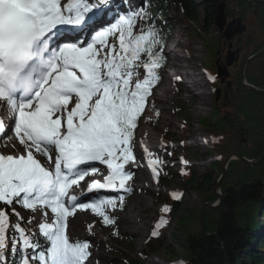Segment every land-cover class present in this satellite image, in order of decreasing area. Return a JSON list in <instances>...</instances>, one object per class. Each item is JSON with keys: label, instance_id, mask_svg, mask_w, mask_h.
I'll return each mask as SVG.
<instances>
[{"label": "snow or ice", "instance_id": "obj_1", "mask_svg": "<svg viewBox=\"0 0 264 264\" xmlns=\"http://www.w3.org/2000/svg\"><path fill=\"white\" fill-rule=\"evenodd\" d=\"M164 43L143 5L0 0V145L14 140L16 149L0 153V264H99L91 241L70 238L69 218L90 210L104 226L116 225L132 191L136 129L161 79ZM141 155L158 182L163 161L147 148ZM88 193L97 195L81 199ZM36 214L35 230L26 227ZM167 224L161 217L151 236Z\"/></svg>", "mask_w": 264, "mask_h": 264}, {"label": "trees", "instance_id": "obj_2", "mask_svg": "<svg viewBox=\"0 0 264 264\" xmlns=\"http://www.w3.org/2000/svg\"><path fill=\"white\" fill-rule=\"evenodd\" d=\"M167 2L189 23L197 24L204 17L201 36L212 40L216 51L223 40L215 27L213 30L210 27L215 25L216 10L221 3L226 6L228 19L241 21L247 32L238 37L241 56L231 71L233 92L227 100L222 99L223 105L221 101L215 102L214 95L210 116L200 121L202 129L218 137L219 143H225L223 152L220 156L214 154L219 160L210 162L211 173L201 179L193 173V167L185 166L180 172L183 180L180 190L189 189L202 197V201L194 213L184 211L181 199L164 201L170 211L163 212L161 217L168 224L159 231L160 236H166V228L176 223L172 242L164 246L156 240L148 246L146 255L150 257L163 249L167 260L173 258L180 264H264V160L253 166L237 160L230 162L228 174L221 182L222 205L205 212L206 235L201 222L203 206L219 201L215 188L227 158L236 153L242 159L256 161L264 151V94L246 90L240 84L243 63L264 44V0H154L155 4H150L147 10L155 18L164 42L172 32L166 19ZM245 78L249 85L264 93V54L249 64ZM217 144L214 142V149H208V153H214ZM159 182L165 184V178H159ZM181 191L177 193L182 197Z\"/></svg>", "mask_w": 264, "mask_h": 264}, {"label": "rangeland", "instance_id": "obj_3", "mask_svg": "<svg viewBox=\"0 0 264 264\" xmlns=\"http://www.w3.org/2000/svg\"><path fill=\"white\" fill-rule=\"evenodd\" d=\"M196 1L200 2V0ZM147 2L155 4L154 0H147ZM147 2H144V0H137L136 3H128V5L131 7H140L141 5L146 7V4H148ZM167 3L166 19L172 27L171 36L175 33V35L178 36L177 41L181 40L180 42L183 44L181 49L187 52V54L184 53V58H182L184 59L182 60L184 65V67H182V70L186 71L184 73L192 76V78L196 75L197 82L195 81L196 85L194 86L193 90L187 89L183 86L176 87L175 85V87L173 86V88L170 89L171 85H169V88L167 87V78L163 79V72L160 73L161 79L158 83V89L156 93L154 92L155 94L153 93V95L151 96L152 101L149 99L150 104L148 107H146L145 114L142 116L141 122L138 124L136 132V142L142 141L143 143L153 145V147L150 149L153 150L152 153L154 155V158L158 157L161 160V158L165 157L166 160L160 167V177L165 178V184L155 185L153 183V180L151 179V177H153L151 169L149 175H147L145 179L140 178L142 180V183H140L141 186L145 185V187L147 188V190H141L142 193L140 196L141 199L146 203V207H143L144 209L140 213V217L138 211L134 212V216L138 218V224H141L143 226L142 234L138 235L130 231L126 232V230L120 226L119 228H116L114 226H101L100 224L97 225V227H99V230L102 232V238L105 242V246L101 247V243H99L98 240L95 239V244H98L100 246V250L98 251H100L102 254V257H99V260L97 259L99 261V264H129L132 261L139 262L140 264L178 263L173 258H169V260H167L163 249L160 252L152 254L150 257L146 255V251L148 250V246L155 244L156 240L160 241L162 244H164V246H167L172 242V234L174 233V230L176 228V223H173L171 226L166 228V236L152 237L151 233L159 220V214L163 210L164 201L171 199L173 192L181 191L180 187L182 186L183 180L179 175V171L181 165L185 163L181 161V158L185 156L189 158V166H193V173L198 179H201L204 175H208L211 173L210 162L217 160V157L214 154L220 156L225 146L224 142L219 143L218 137L213 135L207 129H202L200 127V121L210 116L211 109L214 103L215 90H213V85H211V80L208 77L217 76V69L215 66L216 61L218 60V50L216 51L217 46L214 42H212V40L207 39V36H205L204 38L201 36V32L204 28V17H201L197 24L189 23L185 20V18L182 17L181 13L176 9V7L170 4V2ZM126 7L127 6H120V8L122 9H125ZM238 22L239 20L234 23ZM241 24L246 28V26L242 22ZM212 27L215 26H211L210 29H212ZM224 41L225 40L221 42V45L224 44ZM221 45V49L226 48L225 46ZM235 48L236 50H240L238 44L235 46ZM246 51L247 49L245 50V52ZM253 56H251L250 58H252ZM222 61L224 62L225 66L226 58L225 61L224 59ZM204 68L207 71V74L205 73ZM184 73H180V75H184ZM201 81L203 84H201ZM156 106L158 108H156ZM158 109H160V113L156 115L155 112ZM152 117L155 118L153 119ZM168 119H171V123L164 125V123L169 121ZM154 132L159 133V135L156 137V141L153 143L151 141V136ZM166 135L173 139L176 144H170L167 146L164 145V149L160 148L159 150H157V142L161 141V139ZM211 135L213 137V140L218 143V148L214 153H208V149H214ZM194 138L199 139L195 146H193ZM185 140H187V142L185 143L181 144L179 142ZM150 142H152L153 144H150ZM13 143H15L14 140H9L6 146L2 145L0 153L9 154V151H12V154H16V149L12 146ZM139 149L140 147L137 143L136 152L137 156L139 157L138 159L143 158L138 154ZM173 149L176 150V154L172 153ZM142 151L143 150H141V152ZM137 164L140 166L142 165L141 162H138ZM146 166L144 168H146ZM98 167H100L101 171L102 168L104 169L103 165H98ZM184 170L186 173L187 170ZM130 182L131 181H129V184ZM83 185H85V182L81 185V187ZM181 192H183V195L181 197V205L184 211L194 213L201 203L202 197L194 194L189 189ZM116 195L117 194H114V197ZM133 196H136V192H134V190L131 191V193L125 195L123 208L118 209L115 213L118 214L119 218L127 212V206L131 203V198ZM107 197L112 196L110 195ZM219 197H221L220 193ZM17 210L21 211V214L25 216V218L32 215L29 210H20L19 208H17ZM144 210H147V212H145ZM202 210L203 208L201 209V212ZM86 214L91 218L90 213ZM39 217L40 216L37 215L36 218L39 219ZM89 220H92V218ZM25 226L35 230L36 223H34L33 221L31 225ZM107 229L109 231H107ZM114 231H118L119 234L111 236ZM177 253L181 255L179 249H177Z\"/></svg>", "mask_w": 264, "mask_h": 264}, {"label": "bare ground", "instance_id": "obj_4", "mask_svg": "<svg viewBox=\"0 0 264 264\" xmlns=\"http://www.w3.org/2000/svg\"><path fill=\"white\" fill-rule=\"evenodd\" d=\"M193 79H194V82H195L196 81V75L193 77ZM156 108H158V107L156 106ZM159 111H160V109H158L155 113H160ZM152 118L154 119L155 117H152ZM168 120L169 121L164 123V125H167V124L171 123V119H168ZM158 135H159V133H155V132L152 133L151 141L153 143L156 141V137ZM152 142H150V144H153ZM165 150H164V152H165ZM139 151H140V149L138 150L139 156H142L140 154L143 151L142 152L140 151V153H139ZM152 151L153 150L151 149L150 152H152ZM9 154H12V151H9ZM142 157L144 158V156H142ZM162 159H165V157L161 158V160ZM130 170L132 172H134V176H133V179L130 182V185L132 187V191L134 190V192H136V196H133L131 198V203L127 206V212L122 217L119 218L118 214H115L117 222H116V225L114 227L119 228V226H120V227H123L126 230V232L130 231V232H133L134 234H138L139 235V234H142V232H143V226L141 224H138V222H137L138 218L134 216V212L138 211L139 217H140V213L144 209L143 207H146V203L141 199L140 196H141V193H142L141 190H147V188L145 187V185L141 186L140 183H142V180L140 178L145 179V177L147 175H149L150 167H148V164H147L146 168H144V169H142L141 166L140 167L137 166V167L131 168ZM101 172L103 174L107 173L106 171H104L103 168H102ZM84 182H85V180L81 181L80 184L82 185ZM83 187H84V189L82 191L86 192V188H87L86 185H83L82 188ZM101 193H103V194H112V192H106V191H101ZM95 195H97V194L96 193H88L87 197H83L82 196L81 199H87V198H90V197L95 196ZM144 211L147 212V210H144ZM85 212L86 213H90L92 220H89L91 218L88 217V215ZM37 215L39 216V214H36V217H37ZM139 220H141V219H139ZM38 221H40V217H39V219L36 218V220H34V223L37 224ZM98 224L103 226L101 218L95 216L90 210H88V211H78L77 214H76V217L69 218L70 238L73 239V240L80 239V240H89V241H91L93 243V255L96 258V260L99 257H102V254H101L100 251H98V250H100V246L98 244H95V239H97L98 242L101 243V247L105 246V242H104V240L102 238V232L99 230V227H97ZM89 226H91V232L95 233V235H91L89 233V230H88ZM107 231H109V230L107 229ZM112 235H114V234L112 233L111 236Z\"/></svg>", "mask_w": 264, "mask_h": 264}, {"label": "water", "instance_id": "obj_5", "mask_svg": "<svg viewBox=\"0 0 264 264\" xmlns=\"http://www.w3.org/2000/svg\"><path fill=\"white\" fill-rule=\"evenodd\" d=\"M225 10H226V6L224 3H221L220 5H218L217 10H216V17H215V28L218 30L220 35L227 42L230 43L228 46L229 50H228L227 55H226V65L224 67L220 66V61H221L220 52L217 53V55L219 57L218 60L216 61L217 78L221 80V84H224L225 80L230 78L229 69L234 64L239 62L240 50L237 49L236 51H232V49H233L232 40L236 36H240L246 32V28L242 26L240 21L238 23H234V22L228 23V19H227V16L225 14ZM263 53H264V44L260 48L259 52H257V54H255L252 58H249L248 60H246L243 63L242 68H241V72H240V84H241V86L243 88H245L246 90H249V91L254 92L256 94H259V95H262L264 93L261 90L249 85L246 82L245 71H246V68L248 67V65L254 59L260 57ZM230 87H231V83H228V88H230ZM221 95H222L221 90H217L216 91V99H215L216 103L220 100ZM225 98H227V94H225ZM263 125H264V118H263ZM232 160L245 162L251 166L257 165L264 160V151H263L262 156L256 161H248L246 159H242L236 153L231 155L223 164V173H222L221 177L219 178V180L217 181V185L215 188L216 195H219V191L221 188V182L223 181V179L228 174L227 167ZM221 205H222V197L219 198V201L215 205L206 204L203 207V210L201 212V222H202L203 234L206 235V227H205V212H206V210L207 209H217V208H220Z\"/></svg>", "mask_w": 264, "mask_h": 264}, {"label": "flooded vegetation", "instance_id": "obj_6", "mask_svg": "<svg viewBox=\"0 0 264 264\" xmlns=\"http://www.w3.org/2000/svg\"><path fill=\"white\" fill-rule=\"evenodd\" d=\"M228 22L230 23V22H237V20H234L233 18L232 19H228ZM238 44V46H239V38L238 37H236L235 39H233V51H235L236 50V48H235V46ZM223 46H225L226 48L225 49H223L222 51V54H223V56H222V59H221V62H220V65L223 67L224 66V62L222 61L223 59H224V61H225V58H226V53H227V51H228V46H229V43H227V42H225L224 44H223ZM224 56H225V58H224ZM233 69V68H232ZM232 69H230V72L232 71ZM229 82H231L232 83V78H230V79H226L225 80V83L224 84H221V82L220 81H218V83H217V89H220L221 91H222V97H221V103H220V105H223V102L224 101H222V99H224V100H227L228 98H229V95H230V93H232L233 91H232V87L229 89L228 88V83ZM224 94H227V96H228V98L227 99H225L224 98Z\"/></svg>", "mask_w": 264, "mask_h": 264}, {"label": "crops", "instance_id": "obj_7", "mask_svg": "<svg viewBox=\"0 0 264 264\" xmlns=\"http://www.w3.org/2000/svg\"><path fill=\"white\" fill-rule=\"evenodd\" d=\"M158 113H156V115H157Z\"/></svg>", "mask_w": 264, "mask_h": 264}]
</instances>
